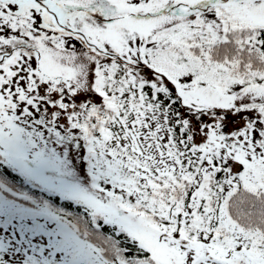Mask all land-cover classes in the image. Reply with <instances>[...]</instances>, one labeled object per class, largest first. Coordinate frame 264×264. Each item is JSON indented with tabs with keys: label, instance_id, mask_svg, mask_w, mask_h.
I'll list each match as a JSON object with an SVG mask.
<instances>
[{
	"label": "snow or ice",
	"instance_id": "obj_1",
	"mask_svg": "<svg viewBox=\"0 0 264 264\" xmlns=\"http://www.w3.org/2000/svg\"><path fill=\"white\" fill-rule=\"evenodd\" d=\"M0 264H264V0H0Z\"/></svg>",
	"mask_w": 264,
	"mask_h": 264
},
{
	"label": "rangeland",
	"instance_id": "obj_2",
	"mask_svg": "<svg viewBox=\"0 0 264 264\" xmlns=\"http://www.w3.org/2000/svg\"><path fill=\"white\" fill-rule=\"evenodd\" d=\"M232 127H233V125L232 124H229L228 127L225 129V131L231 130Z\"/></svg>",
	"mask_w": 264,
	"mask_h": 264
}]
</instances>
